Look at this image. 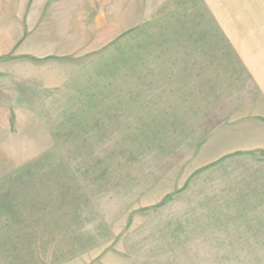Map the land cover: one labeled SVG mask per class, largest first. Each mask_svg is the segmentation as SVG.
I'll use <instances>...</instances> for the list:
<instances>
[{
  "label": "rangeland",
  "instance_id": "374dc122",
  "mask_svg": "<svg viewBox=\"0 0 264 264\" xmlns=\"http://www.w3.org/2000/svg\"><path fill=\"white\" fill-rule=\"evenodd\" d=\"M263 97L264 0H0V264H264Z\"/></svg>",
  "mask_w": 264,
  "mask_h": 264
},
{
  "label": "crops",
  "instance_id": "0c3cea01",
  "mask_svg": "<svg viewBox=\"0 0 264 264\" xmlns=\"http://www.w3.org/2000/svg\"><path fill=\"white\" fill-rule=\"evenodd\" d=\"M252 75L257 80V73L252 72ZM234 125L240 130L238 134V131L234 129L235 135L238 134V137L243 138L242 141L239 140L238 142L247 145H243L241 148L233 147L230 151L236 153L235 156L243 162L250 163L251 160L255 159H257V162L260 161L257 156H253L251 150L264 151V109L259 116L254 114L250 117H243Z\"/></svg>",
  "mask_w": 264,
  "mask_h": 264
}]
</instances>
